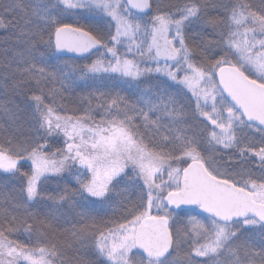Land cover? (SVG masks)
Segmentation results:
<instances>
[{
	"label": "snow or ice",
	"instance_id": "snow-or-ice-1",
	"mask_svg": "<svg viewBox=\"0 0 264 264\" xmlns=\"http://www.w3.org/2000/svg\"><path fill=\"white\" fill-rule=\"evenodd\" d=\"M0 92V264H264V0H0Z\"/></svg>",
	"mask_w": 264,
	"mask_h": 264
},
{
	"label": "trees",
	"instance_id": "trees-1",
	"mask_svg": "<svg viewBox=\"0 0 264 264\" xmlns=\"http://www.w3.org/2000/svg\"><path fill=\"white\" fill-rule=\"evenodd\" d=\"M71 103L74 105L76 103H78V99L77 97H71ZM0 104H8L9 107L12 108H16L17 105H19L20 108H26V104L25 101L22 97H13L11 96V94H6L3 92H0ZM26 115L25 112H21V116ZM6 119V117L4 116L3 113H0V123H2L4 120ZM54 187V185H52ZM71 219V217H70ZM71 225L69 224L68 227H70ZM58 242H65L67 240H70V236L61 231L59 233L56 234V237ZM21 240H23V237H20Z\"/></svg>",
	"mask_w": 264,
	"mask_h": 264
}]
</instances>
